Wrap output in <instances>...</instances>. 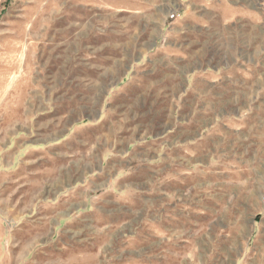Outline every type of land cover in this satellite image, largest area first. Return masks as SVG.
Returning a JSON list of instances; mask_svg holds the SVG:
<instances>
[{
	"label": "rangeland",
	"instance_id": "obj_1",
	"mask_svg": "<svg viewBox=\"0 0 264 264\" xmlns=\"http://www.w3.org/2000/svg\"><path fill=\"white\" fill-rule=\"evenodd\" d=\"M159 3L0 0V264H235V256L227 254L233 240H217L208 221L200 220L201 191L189 189L195 180L186 179L180 166L176 175L169 171L167 138L160 139L165 142L157 170L146 166L145 151L144 168L129 175L125 190L97 192L95 207L69 216L71 208L63 212L45 204L54 157L14 149L17 138H30L31 133L44 138L64 120L76 119L75 102L83 97L78 82L100 72L107 56L116 71L115 57L150 54L152 43L173 38L168 31L173 10L167 7L168 14H159ZM205 21L201 39L208 40L207 46L188 48L198 53L197 61L195 56L186 67L198 72L207 65L224 76L222 87L209 84L206 96L201 92L205 84L194 86L196 93L176 96L205 107L192 112L198 124L206 125H193L192 137L264 138L261 48L254 47L259 71L251 77L248 62L238 58L241 51L248 58L247 47L235 46L238 32L219 31L220 16L214 12ZM178 38L196 37L187 32ZM202 50L207 57H200ZM158 101L156 107L165 108L161 118L168 122L173 96L161 91ZM147 110H136L142 130L150 129ZM50 194L55 196L56 190Z\"/></svg>",
	"mask_w": 264,
	"mask_h": 264
},
{
	"label": "crops",
	"instance_id": "obj_2",
	"mask_svg": "<svg viewBox=\"0 0 264 264\" xmlns=\"http://www.w3.org/2000/svg\"><path fill=\"white\" fill-rule=\"evenodd\" d=\"M159 2V14H168V7L175 15H170L174 22L168 28L173 38L152 43L150 54L130 59L127 54L115 57L114 63H119L116 71L108 65L112 56H107V65L100 72L78 82L83 95L75 102L78 117L66 119L54 129L49 125L53 131L44 138H36L33 133L30 138H17L14 149L17 154L23 150L43 151L40 155L46 152L54 157V176L47 180L49 195L45 204L62 208L63 212L71 208L69 216L79 208L95 207L97 192L125 190L129 175L144 168L145 151L149 160L146 166L157 170L165 142L160 139L167 138L169 171L176 175L177 167H182L185 178L195 180L190 191H201L200 220L208 221L217 240H233L227 254L235 256V264H264V138H208L205 133L193 138V125L204 124H198L192 112L205 107L198 106L197 100L188 103L185 98H176L196 93L192 89L197 84H205L204 91L200 88L205 96L209 84L216 82V87H222L219 82L224 72L209 71L207 65L198 72L186 67L195 56L197 61L198 53L188 48L207 46L208 40L201 37L207 29L205 17L212 12L220 16L219 31L238 32L235 46L248 48V58H243L242 51L238 58L248 62L249 75L254 77L259 71L254 47L259 46L264 54V0ZM187 32L196 38H178ZM199 55L207 57L203 50ZM262 66L259 77H264V62ZM236 78L240 80L241 76ZM161 91L173 96L168 122L161 118L165 108L156 107ZM127 108L133 112H127ZM145 108L150 129L142 130L136 110ZM222 109L223 104L218 110ZM182 110L177 117L176 112ZM160 125H164L162 132ZM55 190L56 195H51Z\"/></svg>",
	"mask_w": 264,
	"mask_h": 264
},
{
	"label": "built area",
	"instance_id": "obj_3",
	"mask_svg": "<svg viewBox=\"0 0 264 264\" xmlns=\"http://www.w3.org/2000/svg\"><path fill=\"white\" fill-rule=\"evenodd\" d=\"M174 16H175L174 14L171 15V17H174ZM263 201H264V197H263Z\"/></svg>",
	"mask_w": 264,
	"mask_h": 264
}]
</instances>
